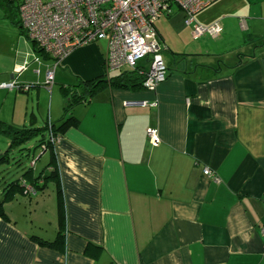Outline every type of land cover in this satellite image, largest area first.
<instances>
[{"label": "crops", "instance_id": "0c3cea01", "mask_svg": "<svg viewBox=\"0 0 264 264\" xmlns=\"http://www.w3.org/2000/svg\"><path fill=\"white\" fill-rule=\"evenodd\" d=\"M195 20L222 34L193 41L175 6L155 23L164 52L196 56L194 66L176 60L154 91L104 88L71 108L78 123L54 146L56 178L36 163L17 179L40 178L31 194L0 173V264H264V0H210ZM18 50L0 53V84L27 88L0 92V121L16 128L46 109L47 91L44 123L62 119L56 85L85 96L86 83L116 76L96 42L65 57L48 90L53 61ZM9 148L0 133V157Z\"/></svg>", "mask_w": 264, "mask_h": 264}, {"label": "built area", "instance_id": "2783aa9c", "mask_svg": "<svg viewBox=\"0 0 264 264\" xmlns=\"http://www.w3.org/2000/svg\"><path fill=\"white\" fill-rule=\"evenodd\" d=\"M18 22L28 38L48 56L53 65L46 71L45 86L54 84V71L74 49L104 42L106 54L104 73L134 71L143 77L142 88L154 91L167 79L164 48L155 23L175 6L183 14V23L190 29L193 41L222 34L220 23L203 26L195 15L205 9L210 0H20ZM147 60L148 67L139 63ZM37 62L38 59H35ZM26 67L19 68V74ZM1 90H27L16 80L0 84ZM125 107L147 106L145 101H128ZM150 106H157L154 102ZM149 143L156 147L160 140L156 129L147 130ZM57 139L54 145L59 141ZM203 175L218 179L205 168ZM24 192L35 190L23 183Z\"/></svg>", "mask_w": 264, "mask_h": 264}, {"label": "trees", "instance_id": "16d2710c", "mask_svg": "<svg viewBox=\"0 0 264 264\" xmlns=\"http://www.w3.org/2000/svg\"><path fill=\"white\" fill-rule=\"evenodd\" d=\"M19 1L14 0L16 10L13 7L12 0H0V5H3L6 9H8L7 15H9L10 19L12 20V23L16 27H18L20 33L24 34L25 37L28 38V36L20 27L19 22L14 21V18H16V16L18 17V7L20 3ZM31 43H32V48H34V51L42 54V51L39 48H37L32 41ZM171 56H172V60H171L172 62L170 64H167V71H168L167 77L172 72V70H174L173 66L175 65L176 60H178L179 63L184 62L185 65L190 64V66H194V64L191 62L192 61L191 59H195L196 56L174 55V54H171ZM142 82H143V77L137 73V70H134V71L120 72L118 75L108 79H102V80L86 83L85 85H83L84 86L83 93L85 96L83 95L78 96L75 92H73V90H70L71 87L69 88L62 87L61 88L62 96L64 97L66 103H65L64 115L57 124H53L47 121V123H44V125L41 128L35 127V125H33L32 123V120L35 118L33 113L30 115V124L28 126H23L21 128H16L14 126L6 125L0 121V133L5 134L10 139V148L5 155H2L0 157V165H2L6 159H9L11 161V165H15L14 167H17L21 164V158H19V156L24 155L30 162L28 169L24 171V173L22 174V176L25 177L26 175H28L33 171L35 164L40 159V157L43 154L48 153L49 161L47 164V168L49 167L51 168L49 169L48 174L45 175L43 179L56 178L57 168H56L55 156H54V146H55L54 142L57 139L63 137V133L65 132V130H67L71 126H75L78 123L77 120L74 117H72L70 114L71 108L74 105L82 103L83 101L86 102L90 97H92L94 94H96L98 91L104 88L133 90V91L144 90L142 88ZM32 142H35V144H33ZM37 151H39L38 154ZM11 155H14V158L11 159ZM39 179H40L39 177L33 179L31 175L30 177L31 182L30 184L27 185H30L34 190L38 189L40 187V185L38 184ZM18 183L19 181L17 180L12 181L10 183L8 182L7 186L19 188L20 186L18 185ZM40 244L48 247L54 246V243L51 244L47 242H40Z\"/></svg>", "mask_w": 264, "mask_h": 264}, {"label": "rangeland", "instance_id": "374dc122", "mask_svg": "<svg viewBox=\"0 0 264 264\" xmlns=\"http://www.w3.org/2000/svg\"><path fill=\"white\" fill-rule=\"evenodd\" d=\"M14 21L17 22L18 21V17L16 16V18H14ZM104 43V42H102ZM24 48H32V43L31 40H29L28 38L25 37L24 34L20 33V30L18 29V27H16L13 23L12 20L10 19L9 15H7V11L6 8L3 5H0V53L2 55H7L9 53V51H12L13 54L17 53V51H19L18 49H20L21 51L24 50ZM236 53L234 52H229L228 56L230 55H235ZM163 56H164V60L165 62L167 61V59L169 61L172 60V56L170 54V52H163ZM118 72V73H117ZM121 72V71H120ZM119 71H116V75L120 73ZM73 87L70 88V90H76L78 89L77 86L80 85H72ZM1 90V89H0ZM55 90L58 91L59 95L62 97V92H61V87L59 86H55ZM0 92L2 93H10V92H14L15 94H17V91H7V90H1ZM33 93H35V91H32ZM47 94V104H46V109L40 113H38L37 111H34V116L35 118L33 119L36 124L35 127H39L41 128L44 125L45 120L43 119L44 117H46L47 115V106H48V100H49V92H46ZM35 98V97H33ZM19 107V105H18ZM5 108L8 109L9 108V104L5 103L3 105V113L5 112ZM31 113V109L29 108L27 114L28 116ZM63 114V113H62ZM61 114V115H62ZM18 119V118H17ZM19 121V119L17 120ZM28 121V118H27ZM57 123V122H56ZM26 126H28V124H26ZM33 144H35V142H32ZM39 153V151H37V154ZM14 158V155H11V159ZM19 158H21V164L17 167H14L15 165H10L8 167L2 168L0 170L1 174H6L5 178L6 181L8 180H17L19 179L22 174L24 173V171H26L29 167V160L24 156H19ZM15 160V159H14ZM49 161V155L48 153L43 154L40 157V161H37V165H38V171L44 167L45 164H47V162ZM18 183V185L24 190L23 187V183L25 184V182L22 181Z\"/></svg>", "mask_w": 264, "mask_h": 264}]
</instances>
